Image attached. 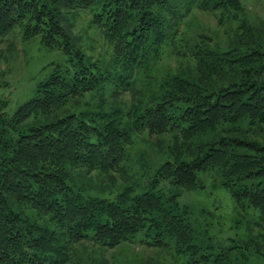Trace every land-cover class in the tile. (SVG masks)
Masks as SVG:
<instances>
[{
    "label": "trees",
    "instance_id": "1",
    "mask_svg": "<svg viewBox=\"0 0 264 264\" xmlns=\"http://www.w3.org/2000/svg\"><path fill=\"white\" fill-rule=\"evenodd\" d=\"M243 4L0 0L1 35L19 27L24 41L68 54L12 114L0 98V264H77L74 246L82 241L113 248L137 236L177 264L264 256V33L247 23ZM194 6L218 14V24L235 19L233 38L187 35ZM80 9L91 11L106 60L74 45L67 15ZM127 92L131 105L106 106ZM88 94L100 97L95 105ZM142 131L159 146L167 142V158L148 188L91 192L87 177L94 173L127 176L132 135ZM203 171L213 172L240 206L258 211L245 244L195 240L173 189L203 187ZM160 183L165 187L156 188Z\"/></svg>",
    "mask_w": 264,
    "mask_h": 264
},
{
    "label": "rangeland",
    "instance_id": "2",
    "mask_svg": "<svg viewBox=\"0 0 264 264\" xmlns=\"http://www.w3.org/2000/svg\"><path fill=\"white\" fill-rule=\"evenodd\" d=\"M179 1L186 7L188 0ZM244 3L243 13L247 23L258 33H264V0H244ZM217 16L194 6L186 17L192 25V29L185 27L187 35H193L195 31L203 32L228 43L234 36L236 21L224 17L223 23L218 24ZM91 17L89 9L75 10L67 15L70 30L76 37L72 41L85 56L103 61L108 58V52L102 36L90 24ZM67 56L63 49L46 48L37 39L24 41L19 27L0 34V98L7 100V112L12 114L30 99L36 84L46 78L54 65L63 64ZM158 64L161 70L167 65V60L163 58ZM136 84L135 88H140L142 79ZM86 97L91 105H95L100 98L93 94ZM115 98L105 101L106 106L119 105V102L123 103L120 106H129L135 101L130 92ZM166 151V141L159 146L155 136H149L146 131L133 134L127 151V176L113 174L112 178L107 174L94 173L87 177L88 186L92 188L90 191L103 188L106 192L98 194L108 195L107 191L115 194L125 185L133 187L136 193L146 190L157 168L167 158ZM198 177L203 187L188 191L173 189L179 193L177 200L180 205L189 211L195 240L222 246L245 244L257 230L258 211L250 206H240L228 189L218 184L213 172H199ZM164 187L160 183L156 188ZM138 240L139 236L132 242H122L113 248L82 241L74 246V259L77 264H177L167 251L147 247ZM239 264H264V256L255 253L247 258L241 256Z\"/></svg>",
    "mask_w": 264,
    "mask_h": 264
},
{
    "label": "bare ground",
    "instance_id": "3",
    "mask_svg": "<svg viewBox=\"0 0 264 264\" xmlns=\"http://www.w3.org/2000/svg\"><path fill=\"white\" fill-rule=\"evenodd\" d=\"M189 189V188H188ZM112 247V246H111Z\"/></svg>",
    "mask_w": 264,
    "mask_h": 264
}]
</instances>
